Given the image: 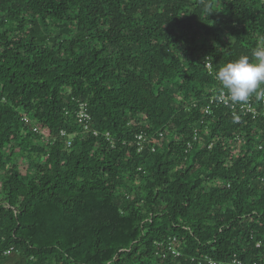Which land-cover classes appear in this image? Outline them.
<instances>
[{"label": "trees", "instance_id": "1", "mask_svg": "<svg viewBox=\"0 0 264 264\" xmlns=\"http://www.w3.org/2000/svg\"><path fill=\"white\" fill-rule=\"evenodd\" d=\"M257 48L264 0H0V264H264V123L192 103Z\"/></svg>", "mask_w": 264, "mask_h": 264}, {"label": "built area", "instance_id": "2", "mask_svg": "<svg viewBox=\"0 0 264 264\" xmlns=\"http://www.w3.org/2000/svg\"><path fill=\"white\" fill-rule=\"evenodd\" d=\"M192 103L194 106H197L198 104L202 105L205 103V105H207L205 107V111H207L208 113L211 112L210 108L212 106L217 107V108L221 106L232 108L234 111V116H235L237 123L241 122L244 116H250L255 121H258L259 119H261L262 122L264 123V99H257V96H254V95L250 97L247 103H233L229 100L227 91L224 90L221 92L210 94L208 96H202L198 100H195V101L193 100ZM76 114H77V118L79 122L81 123L82 126L85 127V130L87 133L92 132L95 136L99 135L98 130L92 128V125H91L92 115L90 113L87 103L81 102L79 104L78 110L76 111ZM23 120L27 122L29 121V118L27 117V115H24ZM34 130L44 135H48L47 131H46L47 132L46 134L45 131H42V129L37 126L34 128ZM61 134H62V137L67 136L66 131H62ZM197 137L198 135L196 133L195 139H197ZM137 138L139 141L140 149L143 150V147H144L143 143L149 142L150 140L148 139V136L144 133H140ZM68 144L70 146L71 141H68ZM217 183L220 186H225L226 180L219 177ZM257 247H261V243H258ZM168 249L171 250V252L176 256L181 255L180 250L176 248V245L173 242H170ZM192 261H193V264H245L238 257H234L233 259H230V260H216L210 256H203V257L193 258ZM254 264H258V263L255 262Z\"/></svg>", "mask_w": 264, "mask_h": 264}, {"label": "clouds", "instance_id": "3", "mask_svg": "<svg viewBox=\"0 0 264 264\" xmlns=\"http://www.w3.org/2000/svg\"><path fill=\"white\" fill-rule=\"evenodd\" d=\"M215 78L233 103H247L255 93L257 99H264V92L258 89L264 86V48L252 52V58L241 56L221 66Z\"/></svg>", "mask_w": 264, "mask_h": 264}, {"label": "rangeland", "instance_id": "4", "mask_svg": "<svg viewBox=\"0 0 264 264\" xmlns=\"http://www.w3.org/2000/svg\"><path fill=\"white\" fill-rule=\"evenodd\" d=\"M46 134H47V132H46ZM46 136H48V135H46ZM16 162L22 163V162H21L20 160H18V159H17ZM5 167L8 168V167H9V164H6ZM52 260H53V259H51V258H47V259H45V261H43V262H39L38 264H53Z\"/></svg>", "mask_w": 264, "mask_h": 264}]
</instances>
